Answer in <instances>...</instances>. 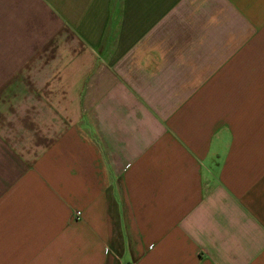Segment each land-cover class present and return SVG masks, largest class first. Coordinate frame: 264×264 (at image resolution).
<instances>
[{"label": "crops", "instance_id": "1", "mask_svg": "<svg viewBox=\"0 0 264 264\" xmlns=\"http://www.w3.org/2000/svg\"><path fill=\"white\" fill-rule=\"evenodd\" d=\"M0 264H264V0H0Z\"/></svg>", "mask_w": 264, "mask_h": 264}]
</instances>
